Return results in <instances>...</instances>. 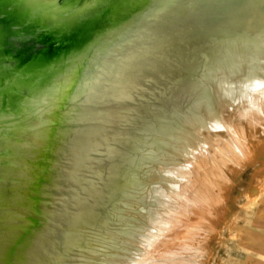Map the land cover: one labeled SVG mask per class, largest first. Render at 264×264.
I'll list each match as a JSON object with an SVG mask.
<instances>
[{
	"label": "bare ground",
	"instance_id": "obj_1",
	"mask_svg": "<svg viewBox=\"0 0 264 264\" xmlns=\"http://www.w3.org/2000/svg\"><path fill=\"white\" fill-rule=\"evenodd\" d=\"M98 50L0 155V264H211L227 233L264 264V0H159Z\"/></svg>",
	"mask_w": 264,
	"mask_h": 264
},
{
	"label": "water",
	"instance_id": "obj_2",
	"mask_svg": "<svg viewBox=\"0 0 264 264\" xmlns=\"http://www.w3.org/2000/svg\"><path fill=\"white\" fill-rule=\"evenodd\" d=\"M24 1L0 0V79L10 68H18L22 73L20 77L0 83L1 156L4 150L15 149L24 136L36 129L37 123L44 127L43 118L50 106L58 102L57 94H61L77 73L98 56L100 47L115 43L159 0H99L97 3L94 0H64L72 2V10H57L62 0H48L41 13L37 10L26 12ZM81 8L78 13L77 9ZM42 27L46 33L36 35V29ZM56 34L62 36L46 47L27 46L34 38L43 40ZM50 61L55 65L49 64ZM38 62L45 68L40 73L27 74ZM98 225L99 222L89 233L90 227L86 228L84 238L99 240V235L106 230L99 231ZM105 246L104 243V249Z\"/></svg>",
	"mask_w": 264,
	"mask_h": 264
},
{
	"label": "rangeland",
	"instance_id": "obj_3",
	"mask_svg": "<svg viewBox=\"0 0 264 264\" xmlns=\"http://www.w3.org/2000/svg\"><path fill=\"white\" fill-rule=\"evenodd\" d=\"M32 1H34L32 3ZM48 0H25L24 3V8L25 11H30V10H37L38 13L43 12V9L46 6V2ZM29 3V4H28ZM32 3V4H31ZM37 5V6H36ZM39 5V6H38ZM74 5L72 2H67V1H60L57 10H72ZM29 9V10H28ZM81 11V9H77V11ZM78 11V13H79ZM35 22V20H32ZM41 33V34H40ZM43 33H46L45 27H42V29H36V35H42ZM58 35V34H56ZM52 35L48 36L47 39H36L34 38L32 41L30 40L27 44L30 48H43L48 45H50L52 42L59 40L62 35ZM42 40V41H41ZM37 42V43H36ZM55 56V55H54ZM242 220L245 218L244 216L241 217ZM257 221V222H256ZM255 223L253 222V225H255V229L252 228L253 230L249 231L251 236L255 239L256 244L258 245L257 249H259L257 255L259 256V260L264 263V218L256 220ZM243 224V223H240ZM253 227V226H252ZM121 228V227H120ZM238 229L244 230V228L241 225L237 226ZM239 241L236 239L234 235H228V233L225 235V238L223 240V243L217 246L216 252L214 259L212 260L211 264H240L244 260L248 258V253L247 250L241 249L239 246ZM101 255L103 256H111L107 253H102ZM223 259V260H222Z\"/></svg>",
	"mask_w": 264,
	"mask_h": 264
}]
</instances>
